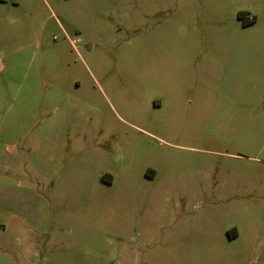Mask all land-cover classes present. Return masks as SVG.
Instances as JSON below:
<instances>
[{
	"label": "rangeland",
	"instance_id": "rangeland-1",
	"mask_svg": "<svg viewBox=\"0 0 264 264\" xmlns=\"http://www.w3.org/2000/svg\"><path fill=\"white\" fill-rule=\"evenodd\" d=\"M8 1L0 264H264V0Z\"/></svg>",
	"mask_w": 264,
	"mask_h": 264
},
{
	"label": "crops",
	"instance_id": "crops-1",
	"mask_svg": "<svg viewBox=\"0 0 264 264\" xmlns=\"http://www.w3.org/2000/svg\"><path fill=\"white\" fill-rule=\"evenodd\" d=\"M10 2L8 1V0H0V24L1 25H4V23L5 22H7L8 20L3 16L4 15V13H3V5H8ZM11 3H13V4H16L15 3V1H11ZM5 7V6H4ZM255 16L254 17H252V22L255 20ZM249 19V18H248ZM0 30H1V28H0ZM66 34V33H65ZM67 35H65V37H66ZM18 60V58L16 59H14L13 61H12V63H15L16 61ZM0 63L2 64V68H0V71L1 70H5L6 69V65H7V62L5 61V62H3V61H0ZM15 70V69H14ZM40 78V77H39ZM45 80V79H44ZM46 82H44L45 84H47L49 87H52L53 86V83L51 82V81H47V80H45ZM34 85V84H33ZM21 86H25L24 84H22V83H20L19 84V87H21ZM34 86H36V85H34ZM34 86H29L28 85V87L27 86H25V87H27V88H24L23 90H18V92H21V91H26V93L27 94H29V95H31L32 94V88H34ZM56 89H57V86H56ZM50 101V99L49 100H46V102L48 103ZM31 106H33V107H41V104L39 103V104H37L36 105V103H33ZM32 109V107H30L29 108V110H31ZM34 110L36 111L37 110V108H34Z\"/></svg>",
	"mask_w": 264,
	"mask_h": 264
},
{
	"label": "trees",
	"instance_id": "trees-1",
	"mask_svg": "<svg viewBox=\"0 0 264 264\" xmlns=\"http://www.w3.org/2000/svg\"><path fill=\"white\" fill-rule=\"evenodd\" d=\"M244 16V14H243V12H239L238 13V17L240 18V19H242V23L244 24V25H246V24H249V23H251L252 22V18H246V17H243Z\"/></svg>",
	"mask_w": 264,
	"mask_h": 264
},
{
	"label": "built area",
	"instance_id": "built-area-1",
	"mask_svg": "<svg viewBox=\"0 0 264 264\" xmlns=\"http://www.w3.org/2000/svg\"><path fill=\"white\" fill-rule=\"evenodd\" d=\"M250 18H252V17H250ZM53 37L55 38L56 36L54 35ZM78 41H79V38L71 40V42H78Z\"/></svg>",
	"mask_w": 264,
	"mask_h": 264
}]
</instances>
